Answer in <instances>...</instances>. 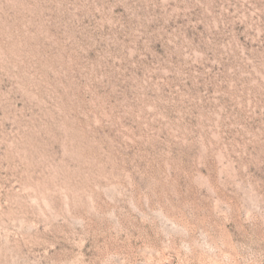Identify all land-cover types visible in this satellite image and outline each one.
Returning <instances> with one entry per match:
<instances>
[{"label": "rangeland", "instance_id": "rangeland-1", "mask_svg": "<svg viewBox=\"0 0 264 264\" xmlns=\"http://www.w3.org/2000/svg\"><path fill=\"white\" fill-rule=\"evenodd\" d=\"M0 264H264V0H0Z\"/></svg>", "mask_w": 264, "mask_h": 264}]
</instances>
